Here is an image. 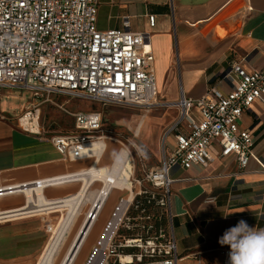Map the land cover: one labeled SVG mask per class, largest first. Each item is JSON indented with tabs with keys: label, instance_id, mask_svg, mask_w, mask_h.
<instances>
[{
	"label": "crops",
	"instance_id": "crops-1",
	"mask_svg": "<svg viewBox=\"0 0 264 264\" xmlns=\"http://www.w3.org/2000/svg\"><path fill=\"white\" fill-rule=\"evenodd\" d=\"M124 23L131 32L150 34L157 92L165 104L181 94L198 99L209 88L227 93L222 76L232 65L248 74L264 70V0H98V30H121ZM21 91L0 90V264H34L50 240L46 227L66 216L56 207L79 191L81 177L89 182L83 173L95 163L64 161L45 131L21 127L30 105ZM177 116L165 132L167 148L185 130L184 123L169 131ZM238 127L253 137L245 169L233 155L220 157L213 143L206 167L172 172L170 228L185 263L222 264L221 252L229 247L219 238L241 219L264 228V102L243 112Z\"/></svg>",
	"mask_w": 264,
	"mask_h": 264
},
{
	"label": "built area",
	"instance_id": "built-area-1",
	"mask_svg": "<svg viewBox=\"0 0 264 264\" xmlns=\"http://www.w3.org/2000/svg\"><path fill=\"white\" fill-rule=\"evenodd\" d=\"M97 6L98 0H0V90L19 89L34 96L58 95L104 106H155L158 92L150 34L131 32L127 23L121 30H98ZM154 24V17H149V26ZM222 80L229 86L225 94L209 88L198 99L181 94L178 102L165 104L178 112L169 131L184 123L185 130L174 135L170 148L164 135L159 165L142 181L134 180L138 190H132L131 198L117 199L83 264H188L178 256L170 228L172 172L206 167L213 161V143H218L220 157L233 155L239 168L245 169L253 137L239 129L238 121L253 103L264 102V70L248 74L232 65ZM33 112L23 115H29L30 122L36 117L39 128L38 110ZM64 112L72 117L73 130L48 140L62 160L86 159L85 148L104 137L102 115ZM97 215L89 223H95ZM51 228L46 227L49 234ZM229 251L221 252L222 264H228ZM127 257L129 261H124Z\"/></svg>",
	"mask_w": 264,
	"mask_h": 264
},
{
	"label": "rangeland",
	"instance_id": "rangeland-1",
	"mask_svg": "<svg viewBox=\"0 0 264 264\" xmlns=\"http://www.w3.org/2000/svg\"><path fill=\"white\" fill-rule=\"evenodd\" d=\"M21 94L25 95L30 103L26 111H32V114H35L33 110H38L37 122L39 128H37L36 119L30 122L33 128L37 131L39 129L41 132L43 130L49 136L71 132L73 119L64 110L68 113H74L78 110H90L101 113L103 118V136L108 138L106 139L107 149L102 157L105 162H102L99 166L101 168H109L113 164L117 153L119 154V151L124 149V147L127 148L133 159V175L131 177L133 191L138 190V186L135 185L134 180L142 181L150 169L159 165L162 155L161 143L163 136L178 114L167 107L162 102L160 96H158L155 106L150 109H144L131 106H104L99 103L70 99L58 95L47 97L44 94H39L34 96L28 91H21ZM24 129L31 131L28 128ZM89 161L91 162V160ZM90 185L92 183L87 186L86 192L82 193L80 204L77 202L74 204H64V207L60 209H65L67 212L66 216L50 223L52 228L49 237L51 238L54 230H58V234L54 241L56 242V246L48 264H63L73 242L78 239V232L83 226L86 214L91 209L95 197L103 186L101 183H94L89 190L88 187ZM83 186V182L80 183V189ZM142 186L148 191H153L144 182H142ZM80 189L73 196L79 194ZM127 195L128 192L126 190H114L110 193L98 222L93 227V230L77 255V259L72 264H83L90 247L95 241L96 235L99 233L103 222L113 209L117 199ZM162 223H164V220H162ZM75 232L77 234L73 237L71 234ZM42 253L43 251L35 259L34 264H37Z\"/></svg>",
	"mask_w": 264,
	"mask_h": 264
},
{
	"label": "bare ground",
	"instance_id": "bare-ground-1",
	"mask_svg": "<svg viewBox=\"0 0 264 264\" xmlns=\"http://www.w3.org/2000/svg\"><path fill=\"white\" fill-rule=\"evenodd\" d=\"M30 116L29 115H23V118L21 119V126L24 128H28L32 131H37L33 128V125L30 123ZM33 119H36L34 117ZM19 122V121H18ZM36 122V121H35ZM108 137H102L101 139L89 144L83 154L85 155L86 159L92 158V160H95V163H92L91 168H88L84 175H90L89 182L88 178L86 176L81 177L79 180L83 182L84 186L81 187L80 193L76 196H71L68 199H65L63 202H61V205L56 207L57 209H60L64 207V204L67 203H81L82 193L86 192V188L89 184L92 183H101L103 186L101 190L98 192L97 196L95 197V200L92 204L91 209L86 214L84 223L80 231L78 232V239L73 242L68 254L66 255L63 264H72L76 259L77 255L79 254L81 248L86 242V239L89 237L91 231L93 230V227L98 222L100 214L102 213V210L105 207L106 202L108 201V196L110 193L114 190H126L131 191V193L128 194L129 198L132 197V183H131V177L133 175V159L132 156L127 148L124 147V149H121L119 154L117 155V158L115 162L109 167H99L97 165V162L99 161L102 154L105 152L106 148V139ZM82 174V175H83ZM77 176H73L72 178H77ZM71 178V179H72ZM35 193L38 197L41 198L40 192L41 190H35ZM32 192V191H29ZM28 192V193H29ZM81 199V200H80ZM47 204L45 203V206ZM98 208V210H96ZM35 212V211H33ZM98 212L97 220L95 223L92 224L90 222V218L94 213ZM31 213V212H29ZM88 214H91L89 217V220H87ZM58 234V230H54L52 232V236L49 240L48 246L41 256L38 264H48L50 262V256L52 255L54 251V247L56 246V236ZM124 261H129V258H125Z\"/></svg>",
	"mask_w": 264,
	"mask_h": 264
},
{
	"label": "clouds",
	"instance_id": "clouds-1",
	"mask_svg": "<svg viewBox=\"0 0 264 264\" xmlns=\"http://www.w3.org/2000/svg\"><path fill=\"white\" fill-rule=\"evenodd\" d=\"M218 242L230 249L228 264H264V228L251 227L241 219Z\"/></svg>",
	"mask_w": 264,
	"mask_h": 264
}]
</instances>
